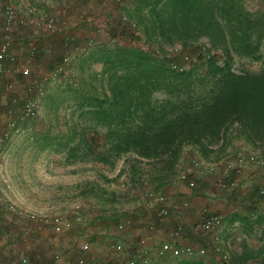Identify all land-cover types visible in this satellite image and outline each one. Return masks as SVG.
Returning <instances> with one entry per match:
<instances>
[{
	"label": "rangeland",
	"instance_id": "1",
	"mask_svg": "<svg viewBox=\"0 0 264 264\" xmlns=\"http://www.w3.org/2000/svg\"><path fill=\"white\" fill-rule=\"evenodd\" d=\"M9 1L13 5L18 4L17 6L28 3V0ZM33 1L39 4V9L43 7V10H50V4L54 1L68 5H60L58 10L59 13H64L62 17H53L63 23L60 26L63 33L69 31L67 26H78L82 34L77 46H84L89 39V48L77 55L65 74L54 84L42 81L53 57H57L55 54L50 55L52 53L47 56L36 55L32 60L33 67H30V61L28 63L29 75L23 80L18 78L19 83L23 82V92L26 84L31 82L40 84L41 88L35 115L21 120L26 130L7 138L0 145V159L3 158L0 161V189H10L16 184L20 186L21 181H28L29 184L32 182L30 185L39 189L33 196L37 199L42 196L45 204L40 205L38 202L40 207L36 209L20 207L34 213L37 218L54 213L65 216L71 221L72 228L60 235H53L46 228H41L47 230L45 234L34 233L31 241L18 236L5 241L0 244L3 251H11L16 244L24 241L29 245H25L23 250L19 248L16 253L10 252L13 256L9 259L0 254V264H21L20 257L27 253V264H75L79 240L86 239L89 242V239H93V249L99 248L104 240L102 235L107 236L106 233L113 232L115 221L125 215L131 216L133 220L132 236H146L141 227L145 222L149 223V219L167 227L173 220L160 222L152 211L144 207L145 191H161L171 197L175 205L181 201L179 194L190 192L193 197L209 198L206 200L208 202L214 197L205 189L219 188L216 179L220 176L236 183L234 189L222 192L224 203H230L237 209L236 225L228 226L226 219L222 217V226L214 234L200 230L188 231L185 235L188 240L182 242L196 248L203 247L205 253H195L188 258L167 254L154 263L176 264L180 259H192L203 264H258L260 258L253 256L259 248L264 247V139L252 144L241 135L235 136L234 129L230 128L218 141H206L203 149L190 142H184L175 153L165 152L152 156H144L139 150L130 147L122 149L115 146L119 143L115 135L127 124V120H121L117 112L118 105L117 110L109 105L111 97L108 78L110 74L117 78L124 74L115 51L127 46L142 47L154 54H161L169 64L175 63L181 54L190 52L188 54L194 59L189 58L186 63H181L185 71L203 70L205 62L198 59L196 54L200 50L205 60L210 56L217 63L228 59L233 70L258 72L264 68V31L257 43L252 40L251 44H256V51L251 52L257 55L254 58L235 52L229 47L227 37L222 40L224 43L219 38L203 34L198 37L176 34L172 35L170 41L157 37L145 39L138 17L140 14L145 19L149 17L148 7H140L138 0ZM237 1L241 12L249 13L250 17L256 15L264 18V0ZM5 2L6 0H0V23ZM75 7L79 9L77 13H74ZM165 23L167 24L166 20ZM87 24L89 30L85 27ZM30 25L32 21L26 27ZM84 31H89V36ZM27 32L31 34L33 30L28 29ZM56 38L59 39L58 36ZM227 50L229 54L226 55ZM7 74L0 81V134L9 115L18 116L20 113L18 105H9L4 99V95L9 93L7 85H10L19 102L25 96L23 92L19 94V88L12 86ZM164 99L170 98L161 89L151 90L146 98L148 105L156 108ZM6 155L18 156L20 162H13L14 167H8ZM31 169L38 171L36 177L39 184L33 183V179L28 178L27 174L22 176L20 173L25 174ZM62 173L71 175L70 181L62 178L61 182L68 185L65 189L69 193H64L63 189V193H58L61 188H55L51 178L46 177L56 174L59 178ZM42 178L47 181L40 180ZM52 190L55 192H51ZM241 191L247 195L246 201H243ZM18 195L19 193L16 194ZM53 197L59 200H54ZM182 200L187 204L186 209L181 210L185 218L190 203L187 197ZM43 208L45 209L41 210ZM197 212L199 219L204 212L217 213L211 211L205 202ZM195 219L193 217L191 221ZM19 220L10 216L9 223L12 226L1 232L8 237L16 231L20 233L16 228L25 222L21 223ZM190 236L196 243L189 241ZM7 244L10 246L3 247ZM55 253L61 255L58 260H54Z\"/></svg>",
	"mask_w": 264,
	"mask_h": 264
},
{
	"label": "trees",
	"instance_id": "2",
	"mask_svg": "<svg viewBox=\"0 0 264 264\" xmlns=\"http://www.w3.org/2000/svg\"><path fill=\"white\" fill-rule=\"evenodd\" d=\"M137 3L148 7L149 17L145 19L143 14L138 17L145 39L170 41L176 34L183 37L203 34L221 41L227 37L229 47L238 54L257 56L251 54L256 51V44L251 43L252 40L257 43L261 37L264 18L241 12L237 0H138ZM225 52L229 54L228 50ZM115 53L124 74L118 78L110 74L108 78L109 105L116 110L118 105L121 120H127L126 127L115 135L119 141L115 146L137 149L144 156L175 153L184 142L203 149L206 141H218L230 128L235 136L241 135L252 144L263 141L264 68L258 72L236 71L230 68L228 59L217 63L210 56L205 60L198 50V59L205 62L203 70L176 71L171 68L173 62L169 64L161 54L146 48L127 46ZM188 53L181 54L175 64H181L183 56L194 59ZM160 89L170 99H164L157 108L149 106L148 93ZM253 257L260 258L258 264H264V247ZM176 264L203 263L180 259Z\"/></svg>",
	"mask_w": 264,
	"mask_h": 264
},
{
	"label": "built area",
	"instance_id": "3",
	"mask_svg": "<svg viewBox=\"0 0 264 264\" xmlns=\"http://www.w3.org/2000/svg\"><path fill=\"white\" fill-rule=\"evenodd\" d=\"M36 5L17 6L11 1L6 0L2 8V16L0 23V81L9 72L16 68L17 59L10 52V47L14 42L16 29L24 27L29 22V17L35 16L39 12ZM38 19V20H37ZM34 22L46 28L51 36L59 35L58 46L60 48L57 57H53L51 66L42 77V81L48 84H54L65 74L66 69L74 61L77 55L89 48V39L84 46H77V42L81 37V30L78 26H74L67 32L60 31L63 24L53 17L51 14H44L37 18ZM46 53H50V46L43 49ZM36 51V44L29 42L27 44L26 64H22L18 73L23 77L29 75L28 59L31 58ZM188 57L183 56L181 63H186ZM171 68L180 71L184 68L182 64H171ZM41 85L35 82L26 84L24 88V98L18 101L17 97L12 93L10 85H7L8 94L4 95V99L9 105L19 106V115L12 116L4 123V127L0 134V145L7 138L22 134L26 129L21 120L23 118H32L36 113L38 95ZM9 112V111H8ZM9 114V113H8ZM221 189H234L236 183L233 180H224L222 176L216 179ZM143 205L146 209L153 212L157 220L174 219L173 223L167 228L160 230L159 235H155L156 223L149 221L144 224L145 235L132 236L133 220L131 216L125 215L115 221L113 225V233L102 235L103 243L97 249H93V239L79 240L76 248L75 264H152L155 260L163 259L167 254H172L184 258L192 256V254H203V247L195 246L182 242L188 231H204L206 233H216L222 226V216L214 212H204L201 219L193 224H185L181 210L186 209L185 201H179L178 205L173 204L169 196L161 191L147 190L144 192ZM1 211H6L25 221L35 223L36 230L39 232L41 228H46L53 235L67 233L72 228L71 221L60 214L54 213L43 215L39 218L32 212H28L22 207L16 205L13 201L5 197L0 189V221L2 220ZM144 232V233H145ZM104 232H98L103 234ZM97 235V234H96ZM95 236V233L94 235ZM98 237V236H97ZM150 242V243H149ZM95 243H97L95 241ZM60 253L54 254V260H58ZM225 257V255H223ZM21 264L26 263V258L22 256L19 259Z\"/></svg>",
	"mask_w": 264,
	"mask_h": 264
},
{
	"label": "crops",
	"instance_id": "4",
	"mask_svg": "<svg viewBox=\"0 0 264 264\" xmlns=\"http://www.w3.org/2000/svg\"><path fill=\"white\" fill-rule=\"evenodd\" d=\"M57 2L58 1H56V2L54 1V2H52L50 4V8H51L50 10H43L44 8L41 7V9L39 10L37 15L29 17V22L32 21V25H30L28 27H26V26L21 27V28H25L24 30L23 29H19V28L15 30L16 34H15V37H14V42H13V44L10 47V52L12 54H14V56L16 57L17 63H16V68L13 69L12 72L9 71L7 75H8V80L11 82L12 86H15V88L17 87V88L20 89V93L19 94H21L23 92L22 85H21V83L23 84V82L19 83L18 82V78L19 79L21 78L23 80L24 77H26V76L22 77L18 73V71H19V69H20L22 64H26L25 63V59H26L27 54H28L27 53V44L29 42H34L36 44V51H35L34 55L31 58H29L28 62H27V65H28V63L30 61V63H29L31 65L30 67H33L32 60H34V57L36 55L37 56L38 55H44V56L48 55V53H46L43 50L47 46H50V51H51L50 53H52L50 55H54V54L57 55L59 53V49L60 48L58 46V39L56 38L57 36L59 37V35H56V36L49 35L47 33L45 27H43L42 25L38 26L33 21L34 19L36 20V18H38V17L39 18L42 17V15H44V14H50V13L53 16H58L59 15V16L62 17V15L64 13L63 14L59 13L58 9L61 6H64V5L68 6V5L63 4L61 2L60 3H57ZM30 4L31 5H36V6L39 5L37 3L35 4V1H33V0H28V3H24L23 5H20V6H25V5H30ZM76 6H81V5H76ZM78 10L79 9L76 8L74 10V13L75 12L77 13ZM87 19H89V17ZM73 23H75V22H73ZM73 27H74L73 25H70V26H67L66 28H68V30H69V29H71ZM85 27L89 30V24L85 25ZM28 29L33 30V32L31 34H29L27 32ZM84 32L86 33V34L84 33L85 35L89 36V31H88V33L86 31H84ZM93 34H94V32H93ZM19 89H18V91H19ZM1 159L3 160V158H1ZM1 159H0V161H1ZM5 162L8 163V167H9L10 165H13L12 164L13 162H20V161H19V157L18 156H15V155L7 156L6 155ZM13 167H14V165H13ZM16 169H17V171L19 170L18 167ZM0 172H1V168H0ZM20 173H21L22 176L27 174L29 176V177L27 176L28 178L31 177L33 179L32 180L33 183L39 184V182H37L38 178L36 177L37 176L36 174H38V171L34 172L32 170V171L25 172V174H22V172H20ZM20 173L18 172V174H20ZM39 174H42V173L40 172ZM70 176H71L70 174H65L64 175V173H62V175H60L59 178H57L58 176H56V174L54 176L50 175V176H46V177L51 178V182L52 181L54 182L53 184H54L55 188H61V189H59L58 193L62 192L61 191L62 189L64 190V193H69V191H66V189H65L68 185H65L64 182L62 184L61 182H62V178L67 180V181H70L71 180ZM40 180H44V179L42 178ZM45 181H47V179L44 180V182ZM57 182H58V184H57ZM30 184H29L28 181H26V182L25 181H21V184L19 183L20 186H18V184H16V186H11L10 189H7L8 188L7 187V188H5V190H3V188H2V192L5 195V197H7L8 199H10L12 201L14 200V202H16L17 204H20L18 206H25V207H28V209H36V208L40 207V206L37 205L38 202H39L40 205H42V204H45L44 203L45 201L42 200L43 199L42 196H41L42 198L39 197L38 199L33 196V194L35 192H37L39 189H38V187L35 188L34 186H32ZM205 190L208 192V194H209V192L212 193V194H210V196L214 197V199L212 201H208L207 202L206 200L209 199L207 197H202V196L193 197L191 192L189 194H179L178 197H179L180 200H182L183 198L187 197L189 199V203H190V208L188 209V211H186L187 213H185L186 214V217L184 218L185 224H187V225L188 224H193V223H195V222L200 220L199 216L197 215L198 214L197 210H198L199 206L205 202L207 204V207L211 211H215L218 214H221L222 217L224 218V220L226 219L225 222L228 224V226L231 227L233 225H236V223H237L236 221L238 220L237 209H236L235 206H232V204H230V203H224L225 201L222 199V196H223L222 192H224L223 189L221 190V188L219 187V188L214 189V190H211V189H208V188L205 189ZM51 192H55V190H52ZM18 193H19V195L16 196V194H18ZM38 193H40V192H38ZM240 194H241L242 199L244 198L243 201H246L247 195H245L242 191H241ZM52 199L57 200V201L59 200V198H56V197H53ZM54 200H52V201L54 202ZM171 200H173V199L171 198ZM44 209L45 208H43L41 210H44ZM10 216H13L14 218H18V217L14 216V215H12L10 213H7L6 211H1L2 220L0 221V234H1L0 235V244L4 243L5 241L13 240V238H15L16 236L22 237L23 239L25 238V240H27V241H31V240H33V236H31L32 235L31 233H35V234L38 233V234L42 235L43 233L45 234V232L47 231L46 229L45 230H41L40 229L39 232H37V230H36L37 228H36L35 223L25 221L22 218H18V219H20L19 221H21V223H22V221L25 222V223H22L21 227L16 228V230H19L20 233H18L16 231L15 233H13L11 235V237H8V235H6L5 233H2L1 231H2V229H4L2 227V225H5L4 226L5 228L8 227V226H12L11 223H9ZM193 217H195L196 219L191 221V218H193ZM166 220L168 221V219H165V221ZM169 220H174V219H170L169 218ZM149 221H153V220L149 219ZM158 221H160V220H158ZM147 222H145V223H147ZM228 222H231V223H228ZM156 227L157 228L154 231V234L156 236L159 235V232H160L161 229L167 228V226H160V224L158 222L156 224ZM132 228H133V226H132ZM141 230L143 232H145L144 225H142ZM108 233H113V232L109 231ZM191 239L192 238L190 236L189 241L191 243H196L195 241H193ZM185 240L187 241L188 238L185 237ZM24 242L16 244L15 248L11 249V251H8V250L7 251L6 250L3 251V248L0 247V254H2V256H7V259H8L10 256H12L10 254V252H15L16 253L19 250V248H21L23 250V249L26 248L25 245H27V246L29 245V244H27V242H25V243ZM8 246H10V244L4 245L3 247H8ZM20 253H21V250H20ZM21 255H22V253H21ZM22 256H26L27 257V256H29V254L27 253L26 255H22ZM155 261H157V260H155ZM156 264H158V263H156Z\"/></svg>",
	"mask_w": 264,
	"mask_h": 264
}]
</instances>
